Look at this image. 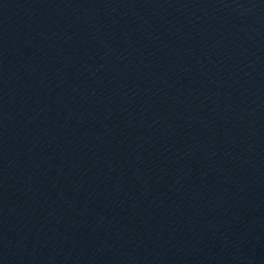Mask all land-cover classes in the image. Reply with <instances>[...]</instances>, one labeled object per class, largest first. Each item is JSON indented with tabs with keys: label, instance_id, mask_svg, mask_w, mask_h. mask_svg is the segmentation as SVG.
Returning a JSON list of instances; mask_svg holds the SVG:
<instances>
[{
	"label": "water",
	"instance_id": "obj_1",
	"mask_svg": "<svg viewBox=\"0 0 264 264\" xmlns=\"http://www.w3.org/2000/svg\"><path fill=\"white\" fill-rule=\"evenodd\" d=\"M0 264H264V0H0Z\"/></svg>",
	"mask_w": 264,
	"mask_h": 264
}]
</instances>
